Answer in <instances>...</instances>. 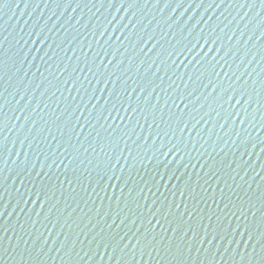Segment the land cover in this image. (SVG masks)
I'll return each instance as SVG.
<instances>
[{
    "label": "water",
    "instance_id": "95a60500",
    "mask_svg": "<svg viewBox=\"0 0 264 264\" xmlns=\"http://www.w3.org/2000/svg\"><path fill=\"white\" fill-rule=\"evenodd\" d=\"M0 264H264L261 0H0Z\"/></svg>",
    "mask_w": 264,
    "mask_h": 264
},
{
    "label": "snow or ice",
    "instance_id": "6c2138e0",
    "mask_svg": "<svg viewBox=\"0 0 264 264\" xmlns=\"http://www.w3.org/2000/svg\"><path fill=\"white\" fill-rule=\"evenodd\" d=\"M261 3L264 4V0H261ZM167 154H170V153H167ZM113 167H115V166H113ZM213 175H215V174H213ZM110 179H111V177H110ZM117 179H119V177H117ZM177 207H179V206L177 205ZM181 215H183V214H181ZM189 215H191V213H189ZM122 223H123V221H122ZM237 227H239V226H237ZM172 231H173V233H178L177 228H173ZM235 231L236 230H233L234 233H235ZM165 232H167V229H165ZM193 233H194V236L197 235V233L194 230H193ZM241 235H243V233H241ZM224 238L225 237H223V236L221 237V239H224ZM145 239L148 241V245H152L153 247H156L157 245H159L162 247H166L169 250L175 249V252L177 253V255H180V256L184 255V249L186 246L188 248L189 253L191 251V247L193 246V244L188 243V238H186V236H179L178 240H177L176 236H173V237L161 236L159 238V240H157L155 235H153L151 239H148V237L145 236ZM249 239H251V237H249ZM120 240L122 242L124 240V237H121ZM165 241L167 242L166 244L164 243ZM242 242H243L242 240L235 241V243H237V244L242 243ZM24 243H25V245H27L28 242L24 241ZM34 243H35V241H34ZM89 243H91V241ZM140 243H141V241L138 240L137 245H133V248L137 247ZM200 243L203 244L204 241L201 240ZM231 243H233V241L229 240V244H231ZM145 246H147V245H145ZM97 247H99V245ZM104 247H105V249H107L109 247V245L106 243L104 245ZM125 248H127V245H125ZM89 251H91V249H89ZM115 251H116V249H113V254L115 253ZM120 251L123 252L124 249H120ZM95 254H97V253H94V255ZM86 255H87V253H86ZM89 258H91V257H89Z\"/></svg>",
    "mask_w": 264,
    "mask_h": 264
}]
</instances>
